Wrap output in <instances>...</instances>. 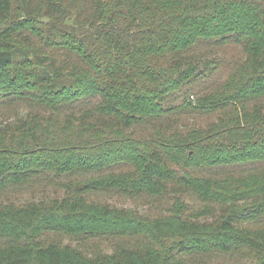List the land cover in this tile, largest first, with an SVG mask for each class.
Returning a JSON list of instances; mask_svg holds the SVG:
<instances>
[{
	"label": "trees",
	"instance_id": "trees-1",
	"mask_svg": "<svg viewBox=\"0 0 264 264\" xmlns=\"http://www.w3.org/2000/svg\"><path fill=\"white\" fill-rule=\"evenodd\" d=\"M230 44L228 72L204 58ZM244 252L264 264V0H0V264Z\"/></svg>",
	"mask_w": 264,
	"mask_h": 264
},
{
	"label": "rangeland",
	"instance_id": "rangeland-1",
	"mask_svg": "<svg viewBox=\"0 0 264 264\" xmlns=\"http://www.w3.org/2000/svg\"><path fill=\"white\" fill-rule=\"evenodd\" d=\"M203 46H200L199 48H201ZM204 49H208V51L212 50V51H216V52H208L207 54H205L204 58H211L213 57V54H216V56L220 59L225 60L224 64H227L226 66V70L225 73L229 71L231 65H230V61L233 58H237L238 56H240L242 54V48L237 45V44H230V45H226V46H218V45H214L211 47H204ZM213 53V54H212ZM213 66H215V64H213ZM110 200L113 202H116L120 205H124V206H133V208L135 207V204L133 201H128V200H124L120 197H110ZM137 210H140L141 212L145 213V214H156L158 212V208H150V207H146V206H140V207H136ZM232 257L229 261H227L224 264H251L252 263V258L247 254V253H242V254H238V255H234V256H229ZM237 258H239L237 260Z\"/></svg>",
	"mask_w": 264,
	"mask_h": 264
}]
</instances>
